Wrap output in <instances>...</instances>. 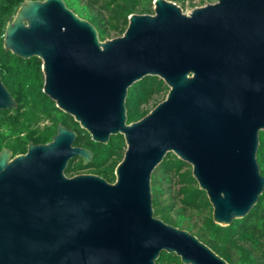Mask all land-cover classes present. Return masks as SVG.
I'll return each instance as SVG.
<instances>
[{"label": "water", "instance_id": "obj_1", "mask_svg": "<svg viewBox=\"0 0 264 264\" xmlns=\"http://www.w3.org/2000/svg\"><path fill=\"white\" fill-rule=\"evenodd\" d=\"M4 46L41 58L43 90L93 140L121 133L127 146L114 182L65 173L72 158L89 162L93 152L63 124L25 153L0 151V240L15 259L0 254V264H158L164 250L186 264H232L154 215L151 177L168 153L191 164L222 225L257 203L264 0H217L189 13L154 0V13H132L124 33L106 40L65 0H24ZM147 75L162 78L168 94L128 122V89ZM15 106L0 74V109Z\"/></svg>", "mask_w": 264, "mask_h": 264}, {"label": "trees", "instance_id": "obj_2", "mask_svg": "<svg viewBox=\"0 0 264 264\" xmlns=\"http://www.w3.org/2000/svg\"><path fill=\"white\" fill-rule=\"evenodd\" d=\"M24 0H0V74L17 106L0 109V151L8 148L13 155L25 153L30 142L46 143L57 133L59 124L77 132L76 145L89 148L93 159L84 163L72 158L65 170L69 176L81 172L116 180L115 167L126 149L123 134H112L108 142L92 139L90 132L74 116L60 109L44 90L42 60L22 57L4 46L6 27ZM79 16L91 21L101 40L120 36L132 13H154V0H65ZM168 85L155 75L134 82L126 98L128 122L146 115L151 102ZM257 160L264 176V129L259 134ZM154 215L194 233L215 252L232 264H264V190L257 203L242 218L222 225L213 219V206L205 190L192 174V165L174 153H168L151 177ZM169 189V191H168ZM171 193V197L166 194ZM175 199H179L175 202ZM158 264H186L176 253L162 251Z\"/></svg>", "mask_w": 264, "mask_h": 264}, {"label": "rangeland", "instance_id": "obj_3", "mask_svg": "<svg viewBox=\"0 0 264 264\" xmlns=\"http://www.w3.org/2000/svg\"><path fill=\"white\" fill-rule=\"evenodd\" d=\"M172 1L175 2L177 5H179L185 13H189L194 7L202 6L208 2H216L217 0H172ZM15 16L16 14L14 15V17ZM169 88L170 87L168 86L165 92H163L162 94L158 96H155L154 100H156L157 102L164 100L168 94ZM153 105H154V102H151L148 107L151 109ZM171 195H172L171 193L166 194L168 198L171 197ZM174 201L175 202L178 201V205L180 206L179 199H175Z\"/></svg>", "mask_w": 264, "mask_h": 264}, {"label": "flooded vegetation", "instance_id": "obj_4", "mask_svg": "<svg viewBox=\"0 0 264 264\" xmlns=\"http://www.w3.org/2000/svg\"><path fill=\"white\" fill-rule=\"evenodd\" d=\"M159 103V102H158ZM157 103V104H158ZM157 104H155V105H153V107L151 108V109H153ZM150 109V110H151ZM149 110V111H150ZM145 116V115H144ZM141 119V118H140ZM139 120V119H138ZM65 126V125H64ZM77 139V138H76ZM126 150V149H125ZM83 162L84 163H88V162H85L84 160H83ZM90 162V161H89ZM115 169H116V167H115ZM81 173H93V172H81ZM78 174H80V173H78ZM94 174H97V173H94ZM98 175H100V174H98ZM116 175V174H115ZM102 176V175H101ZM105 178V177H104ZM9 243V242H8ZM4 239H1L0 240V254H1V256H3V260H5L4 259V256L5 255H7L8 253H10V261H12V262H14V257H13V254L12 253H14V250L12 251V248H11V245H10V243L8 244ZM11 254H12V256H11ZM5 258H6V256H5Z\"/></svg>", "mask_w": 264, "mask_h": 264}]
</instances>
